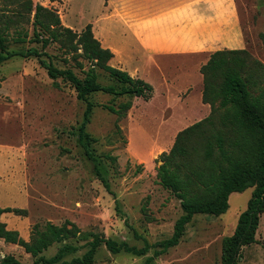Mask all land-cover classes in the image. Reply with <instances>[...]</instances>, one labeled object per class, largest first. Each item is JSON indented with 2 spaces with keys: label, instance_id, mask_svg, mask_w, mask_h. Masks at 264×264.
I'll list each match as a JSON object with an SVG mask.
<instances>
[{
  "label": "rangeland",
  "instance_id": "rangeland-1",
  "mask_svg": "<svg viewBox=\"0 0 264 264\" xmlns=\"http://www.w3.org/2000/svg\"><path fill=\"white\" fill-rule=\"evenodd\" d=\"M33 2L56 11L62 25L75 32L99 20L101 31L110 34L113 47L120 49L115 60L133 62L131 50L137 52V47L115 44L114 35L117 37L119 29L110 31L105 0ZM236 3L243 27L242 49L264 62V1ZM5 6L11 4L0 0V7ZM19 28L28 32L29 41L33 36L32 22ZM15 34L13 27L9 30L10 51L39 47L36 43L14 42ZM46 51L58 68L71 69L79 78L90 67L78 56L81 50L67 51L54 42ZM156 61L160 68L141 59L139 77L152 86V98L117 97L104 92L89 96L94 109L86 131L94 138L91 151L100 175L78 139L85 102L77 97L74 87L63 78L50 79L36 58L17 56L1 64L0 208L25 209L27 214L2 213L0 221L25 241L32 237L36 224L42 227L47 222L60 226L70 221L80 229V235H86L54 243L43 253L46 259L57 255L64 245L71 247L64 261L80 258L94 236H99L138 249L147 242L151 248L138 256L124 251L114 254L101 244L94 264H145L149 257H153L151 264H223V239L233 234L253 188L232 193L229 208L221 216L195 215L177 246L153 256L155 250L162 249L157 244L172 236L183 214L180 199L159 183V157L171 149L180 131L209 112V106L202 102V74L190 57L162 56ZM121 62L114 66L122 68ZM96 72L101 85L121 88L102 69L96 68ZM123 103H131V108L117 122V115L107 107L118 109ZM5 256H13L22 264L34 260L22 246L0 238V262ZM238 264H264V214L256 242L241 249Z\"/></svg>",
  "mask_w": 264,
  "mask_h": 264
},
{
  "label": "trees",
  "instance_id": "trees-1",
  "mask_svg": "<svg viewBox=\"0 0 264 264\" xmlns=\"http://www.w3.org/2000/svg\"><path fill=\"white\" fill-rule=\"evenodd\" d=\"M2 1L5 5L11 4V7H0V66L17 56L36 58L50 79L56 81L63 78L74 87L77 97L85 102L78 139L100 175L97 159L91 151L94 138L86 131L94 109L89 96L104 92L117 97L131 95L150 99L152 86L109 64L114 54L95 37L91 23L80 32H75L62 25L56 11L35 4L33 0ZM30 22L33 36L27 41L28 32L19 27ZM13 27L16 28L14 42L36 43L39 47L10 51L9 30ZM54 42L67 51H82L78 56L90 63L83 78H79L71 69L58 68L51 61L46 49ZM96 68L102 69L111 79L120 83L121 88L101 85ZM200 72L203 77L202 102L210 106V114L180 131L171 149L159 157V183L180 199L183 214L176 221L172 236L157 244L162 249L155 250L153 256L177 246L195 215L221 216L229 208L232 193L253 188L247 208L240 214L233 234L222 242V263L238 264L241 249L256 242L260 218L264 214V62L252 57L246 49L220 50L210 55ZM107 108L117 115L119 122L131 108V103H123L118 109L113 106ZM116 127L120 132L118 123ZM110 159L114 160L111 156ZM101 179L108 188L105 179ZM2 213L22 216L27 211L6 207L0 208ZM78 236L84 238L86 235H80V229L70 221L60 226L47 222L42 227L36 224L32 237L25 241L17 231L7 229L6 224L0 221V238L22 246L34 258L31 264H94L101 244L114 254L124 251L138 256L145 255L151 248L147 242L138 249L94 236L88 243L89 249L80 258L63 260L71 250L69 245H64L50 259L44 257L43 253L54 243ZM152 259L147 258L145 264H151ZM0 264L22 263L13 256H5Z\"/></svg>",
  "mask_w": 264,
  "mask_h": 264
},
{
  "label": "crops",
  "instance_id": "crops-1",
  "mask_svg": "<svg viewBox=\"0 0 264 264\" xmlns=\"http://www.w3.org/2000/svg\"><path fill=\"white\" fill-rule=\"evenodd\" d=\"M105 1L104 8L110 14V31L119 29L117 37L114 35L115 44L137 47V52L131 50L133 62L115 60L120 49L113 47L110 34L101 31L99 20L92 25L94 35L104 48L113 52L109 64L114 66L122 61L119 69L133 77L139 78L142 73L141 59L160 68L157 57H190L200 69L216 51L243 48V27L236 0ZM210 110L209 106L207 116Z\"/></svg>",
  "mask_w": 264,
  "mask_h": 264
}]
</instances>
